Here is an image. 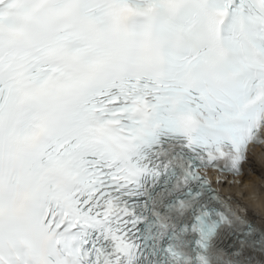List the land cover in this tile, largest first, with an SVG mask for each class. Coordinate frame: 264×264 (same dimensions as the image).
<instances>
[{
	"label": "snow or ice",
	"instance_id": "1",
	"mask_svg": "<svg viewBox=\"0 0 264 264\" xmlns=\"http://www.w3.org/2000/svg\"><path fill=\"white\" fill-rule=\"evenodd\" d=\"M252 144L264 0H0V264H264Z\"/></svg>",
	"mask_w": 264,
	"mask_h": 264
},
{
	"label": "bare ground",
	"instance_id": "2",
	"mask_svg": "<svg viewBox=\"0 0 264 264\" xmlns=\"http://www.w3.org/2000/svg\"><path fill=\"white\" fill-rule=\"evenodd\" d=\"M246 169L247 172L241 179L242 185L244 186L236 187L235 191L236 193L238 192L239 195L243 196L245 202H248V205L245 204V207L248 209L249 216L254 218L256 222L259 223L262 219H264V196L256 199L257 201H255V199H251V195L256 187L261 184L260 182L264 181V153L259 152V150L255 151L251 155V160ZM246 188H248L247 192H245Z\"/></svg>",
	"mask_w": 264,
	"mask_h": 264
},
{
	"label": "rangeland",
	"instance_id": "3",
	"mask_svg": "<svg viewBox=\"0 0 264 264\" xmlns=\"http://www.w3.org/2000/svg\"><path fill=\"white\" fill-rule=\"evenodd\" d=\"M263 181V180H261ZM261 184H259L256 189L253 191L252 195H251V199H255V201H257L256 199H259L260 197H263V192H264V181L263 182H260ZM247 189L246 188L245 192H247Z\"/></svg>",
	"mask_w": 264,
	"mask_h": 264
}]
</instances>
